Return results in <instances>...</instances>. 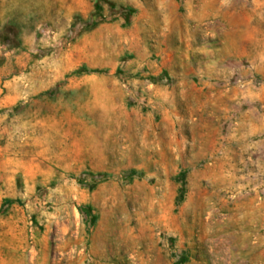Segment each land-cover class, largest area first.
<instances>
[{
    "label": "rangeland",
    "instance_id": "obj_1",
    "mask_svg": "<svg viewBox=\"0 0 264 264\" xmlns=\"http://www.w3.org/2000/svg\"><path fill=\"white\" fill-rule=\"evenodd\" d=\"M0 264H264V0H0Z\"/></svg>",
    "mask_w": 264,
    "mask_h": 264
}]
</instances>
